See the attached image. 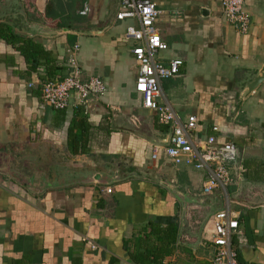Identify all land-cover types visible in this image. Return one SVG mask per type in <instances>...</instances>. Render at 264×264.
I'll return each mask as SVG.
<instances>
[{"label": "crops", "instance_id": "1", "mask_svg": "<svg viewBox=\"0 0 264 264\" xmlns=\"http://www.w3.org/2000/svg\"><path fill=\"white\" fill-rule=\"evenodd\" d=\"M154 1L165 45L156 58L182 61L159 79L156 100L180 120L195 115V139L215 123L217 139L234 145L242 171L225 188L238 225L229 244L239 264H264V78L237 96L264 63V0H243L245 33L222 18L220 0ZM118 7V0H0V26L49 49L58 76L66 46L75 43L79 77L104 84L86 112L53 108L40 98L42 65L30 67L18 42L0 37V264H212V213L205 219L204 211L222 206L224 196L204 193L210 204L188 203L181 219L177 199L155 180L197 197L205 173L159 151L150 157L167 126L132 90L137 65L122 31L133 21L115 18ZM45 8L66 25H54ZM115 168L136 175L82 180ZM150 221L173 222L172 241L157 244ZM155 246L171 249L150 260Z\"/></svg>", "mask_w": 264, "mask_h": 264}, {"label": "built area", "instance_id": "2", "mask_svg": "<svg viewBox=\"0 0 264 264\" xmlns=\"http://www.w3.org/2000/svg\"><path fill=\"white\" fill-rule=\"evenodd\" d=\"M115 18H127L133 24H126L122 36L131 41V53L136 61L132 90L136 92L141 105L155 112L157 122L167 126L166 140L163 144L153 145L149 150L152 158L159 151L173 164L184 165L192 169H201L205 175L200 182V191L208 193L218 189L224 194L223 205L210 216L211 231L209 242L213 246L212 264H239L229 244L231 233L237 230V221L228 206L226 186L233 182L242 171L237 163L234 145L224 139H217L219 127L212 123L208 132L195 139L193 129L196 117L188 114L182 120L177 118L173 107L166 102H158V81L176 72L182 64L181 58L172 57L166 61L156 58L158 50L165 48L154 22L159 9L154 0H118ZM221 16L237 33H245L249 19L243 9V0H220ZM83 13V10L79 11ZM65 71L59 77L40 80V98L53 108L80 106L84 112L90 107L91 99L104 91L102 80L89 74L79 77L74 59L78 46L72 43L66 46ZM223 195V196H224ZM90 245L91 242L88 240Z\"/></svg>", "mask_w": 264, "mask_h": 264}, {"label": "trees", "instance_id": "3", "mask_svg": "<svg viewBox=\"0 0 264 264\" xmlns=\"http://www.w3.org/2000/svg\"><path fill=\"white\" fill-rule=\"evenodd\" d=\"M43 14L45 16L50 15L52 17L59 16V14L55 13L53 8L43 9ZM54 25L59 26L66 24L62 20L60 21L57 17V19H55L54 21ZM0 37L11 42H18L17 47H19L20 51L26 56L28 62H30V67L34 68L38 63L42 65L45 76L44 78L59 77L56 70L57 66L54 64V58L51 55V51L45 47L40 46V43L38 41L32 38L29 39L20 37L18 36V34H14L11 31L10 27L7 25L0 26ZM147 225L149 226V232L154 233L155 242L157 244H166L168 241H172L176 231V225L173 222L159 224L154 221H150ZM154 248V251L149 257L150 260H155L156 258L168 253L171 249V246H168L164 249H158V246H155ZM234 258L236 262L239 263L236 259L235 252Z\"/></svg>", "mask_w": 264, "mask_h": 264}, {"label": "water", "instance_id": "4", "mask_svg": "<svg viewBox=\"0 0 264 264\" xmlns=\"http://www.w3.org/2000/svg\"><path fill=\"white\" fill-rule=\"evenodd\" d=\"M264 78V63L255 68L253 74L251 75V77L249 78L248 81H246L242 88L241 91L238 93V99L243 98L244 96H246L254 87L255 85H257L262 79ZM136 173L134 172H127V171H123V170H118L117 168L112 169L110 174H101L99 172H93L91 174H89L88 176L85 175L83 176L82 180L84 181H95V182H99V183H103V184H109L112 180H115L119 177H128V176H135ZM87 176V180H85V177ZM155 180H157L158 182H160L161 184H163L166 188L169 189V191L174 195V197L177 199L178 204H179V210H180V217L181 219L184 218V216L186 215V207L188 203H204V204H210V199L208 196L201 194L196 196H191L187 193H183V192H179L173 185L169 184L167 180H165L164 178H156ZM219 206L217 207H212L211 211L209 213H213L216 209H218ZM208 216V214H207ZM207 216H205V218H207Z\"/></svg>", "mask_w": 264, "mask_h": 264}, {"label": "rangeland", "instance_id": "5", "mask_svg": "<svg viewBox=\"0 0 264 264\" xmlns=\"http://www.w3.org/2000/svg\"><path fill=\"white\" fill-rule=\"evenodd\" d=\"M223 195H224V194H223ZM224 197H225V195H224ZM200 204H204V203H200ZM201 207H202V206H201ZM207 207H208V206H207ZM203 208H204V207H203ZM210 211H211V210H209V209L204 211V218H205V216H207V214H209ZM193 215H194V214H193ZM201 219H202V218H201V214H200L199 221H201ZM205 219H206V218H205ZM198 223H199V222H198Z\"/></svg>", "mask_w": 264, "mask_h": 264}]
</instances>
